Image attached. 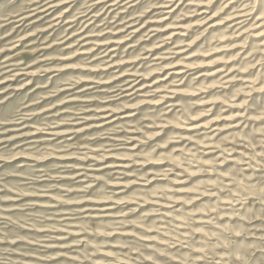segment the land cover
I'll use <instances>...</instances> for the list:
<instances>
[{"label":"rangeland","instance_id":"rangeland-1","mask_svg":"<svg viewBox=\"0 0 264 264\" xmlns=\"http://www.w3.org/2000/svg\"><path fill=\"white\" fill-rule=\"evenodd\" d=\"M231 1L0 0V264H262L264 0Z\"/></svg>","mask_w":264,"mask_h":264},{"label":"bare ground","instance_id":"bare-ground-1","mask_svg":"<svg viewBox=\"0 0 264 264\" xmlns=\"http://www.w3.org/2000/svg\"><path fill=\"white\" fill-rule=\"evenodd\" d=\"M230 1H231V0H230ZM232 1H234V0H232ZM232 1L230 2V4L233 3ZM240 15H241V14H240ZM240 15H239V16H240ZM239 16H238V17H239ZM240 17H241V16H240Z\"/></svg>","mask_w":264,"mask_h":264},{"label":"snow or ice","instance_id":"snow-or-ice-1","mask_svg":"<svg viewBox=\"0 0 264 264\" xmlns=\"http://www.w3.org/2000/svg\"><path fill=\"white\" fill-rule=\"evenodd\" d=\"M262 264H264V261H262Z\"/></svg>","mask_w":264,"mask_h":264}]
</instances>
